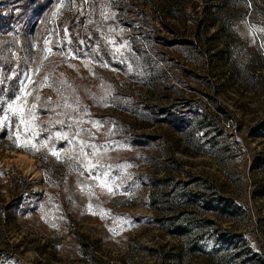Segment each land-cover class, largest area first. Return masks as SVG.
Wrapping results in <instances>:
<instances>
[{"label":"rangeland","instance_id":"374dc122","mask_svg":"<svg viewBox=\"0 0 264 264\" xmlns=\"http://www.w3.org/2000/svg\"><path fill=\"white\" fill-rule=\"evenodd\" d=\"M0 264H264V0H0Z\"/></svg>","mask_w":264,"mask_h":264}]
</instances>
